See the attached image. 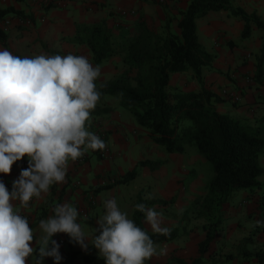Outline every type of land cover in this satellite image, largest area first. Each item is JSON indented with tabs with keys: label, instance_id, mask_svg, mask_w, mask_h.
<instances>
[{
	"label": "crops",
	"instance_id": "1",
	"mask_svg": "<svg viewBox=\"0 0 264 264\" xmlns=\"http://www.w3.org/2000/svg\"><path fill=\"white\" fill-rule=\"evenodd\" d=\"M229 1L234 8H241L248 15L256 14L264 22V0ZM189 3L190 0H0V10L13 8L22 13V16L9 14L0 20V30L7 37L6 45L0 42V49L7 48L12 54L22 57L41 54L64 56L69 53L84 55L96 66L90 48L78 41L80 29L103 23L112 31L113 39L123 46L126 38L135 35L141 24L165 35L167 22L170 21L172 29L179 31L180 12L186 10ZM123 10L129 13L123 14ZM6 20L10 21L7 28ZM245 27V21L231 16L227 11L210 12L197 20L199 41L215 56L212 65L204 69V86L219 96L224 89L241 95L239 103L222 97L224 101L216 104L220 113L229 114L247 125L264 126V80H255L259 60L264 58V29L252 23L250 35L243 37ZM99 67L101 76L97 85L125 75L135 76V70L126 63L123 53L113 55ZM169 89L199 92L202 86L194 72L189 70L173 74ZM106 97L100 98L88 122V130L101 133L103 139L107 138L102 149L105 151L103 158L95 154V150H89L77 160L69 162L65 181L52 185L41 199L35 198L28 207H23L19 201L14 202L34 230V241L30 245L34 247L33 256H37L40 247L35 242L40 239V221L53 215L57 204L65 202L73 204L79 211L78 223L86 236V247L66 233H57L53 239L60 245V264H87L81 255L71 262L73 253L100 256L92 243L95 236L100 234L99 231L95 232L99 228L97 221L106 211L103 202L115 198L130 219L133 220L135 205L143 203L146 208H154L162 214L163 226L178 230L175 240L155 244L159 254L146 264H193L201 257L199 246L206 238L205 226L209 219L204 213L200 214L201 208L196 205L204 196L199 192L203 182L197 176L191 183L192 187H189L191 173L184 169L183 163L179 165V161H176L181 160L185 153L170 157L178 177L164 183L162 190L152 188L159 186L161 180L156 175L165 163L168 164L166 161H162L163 166L156 171L148 167L140 168L137 178L143 174L150 175L151 182L136 192L129 190L132 181L128 185H116L95 194L97 188L119 181L127 170L131 172L141 161H146L140 160L138 154L142 144L151 145L148 131L136 123L116 98ZM260 165L264 169V153ZM191 172L195 176L196 168H192ZM19 176L17 171H11L6 175L0 174V180L11 192L9 185ZM184 177H187L186 185ZM260 181L264 185V173ZM263 199L264 189L254 193L241 192L225 205L221 229L201 264H264ZM145 228L148 233L155 234L146 222ZM160 249L165 251L161 253ZM244 251L248 253L244 254ZM27 264H34L31 257ZM44 264H55V261L52 257H46Z\"/></svg>",
	"mask_w": 264,
	"mask_h": 264
},
{
	"label": "clouds",
	"instance_id": "2",
	"mask_svg": "<svg viewBox=\"0 0 264 264\" xmlns=\"http://www.w3.org/2000/svg\"><path fill=\"white\" fill-rule=\"evenodd\" d=\"M101 68L84 55L17 56L0 49V174H9L17 161L28 158L9 192L0 180V264H44L52 257L60 264V245L53 237L66 233L84 245L85 234L73 204H57L53 215L39 223L38 258L33 256L34 230L26 216L14 206L28 207L41 199L54 184L65 181L70 161L89 150L104 149L105 142L88 130L92 110L101 93L97 80ZM105 213L98 219L99 235L94 246L105 264H146L159 254L148 231L122 211L115 198L103 202ZM135 208L145 213L151 231L168 234L162 214L142 203ZM164 249H160L162 253Z\"/></svg>",
	"mask_w": 264,
	"mask_h": 264
},
{
	"label": "trees",
	"instance_id": "3",
	"mask_svg": "<svg viewBox=\"0 0 264 264\" xmlns=\"http://www.w3.org/2000/svg\"><path fill=\"white\" fill-rule=\"evenodd\" d=\"M218 11H227L246 22L243 37L250 35L252 23L264 29V22L256 14L248 15L243 9L234 8L229 0H190L188 8L180 12L179 31L172 29L170 21L165 35L141 24L135 35L126 38L123 46L113 39L112 31L103 23L86 26L78 35V41L90 48L96 65L123 53L126 63L135 70V76L125 75L97 85L101 98H116L136 123L148 131L150 139L169 154H183L187 146L194 145L212 164L214 177L207 192L196 202L201 208L200 214L204 213L209 222L205 226L206 238L199 246L201 257L193 264H201L208 253L221 229L225 205L241 192L254 193L264 189L260 181L264 173L260 165L264 153V126L247 125L229 114L220 113L216 104L224 99L204 86V69L212 65L215 56L200 43L197 20ZM9 14L22 16L20 11L7 8L0 10V20ZM6 40L5 32L0 30V42L6 45ZM263 66L264 58H261L255 76L257 82L264 80ZM189 70L201 84V91H171V76ZM103 141L106 144L107 138ZM95 154L103 158L102 149L95 150ZM163 164L162 161H141L119 181L97 188L95 194L116 185H128L140 175L141 167L156 171ZM133 220L146 230L145 213L135 209ZM149 235L155 244L170 242L178 237V230ZM77 255H81L87 264H105L100 256L79 252L73 253L71 262Z\"/></svg>",
	"mask_w": 264,
	"mask_h": 264
},
{
	"label": "rangeland",
	"instance_id": "4",
	"mask_svg": "<svg viewBox=\"0 0 264 264\" xmlns=\"http://www.w3.org/2000/svg\"><path fill=\"white\" fill-rule=\"evenodd\" d=\"M108 98V97H106ZM98 135L101 139H103V136L101 133L96 134ZM150 140V147L149 145H145L142 144L141 146V150L139 151L140 154H138V157L141 159H153L154 161H165L168 162L165 163L164 167L161 168L160 172L157 173L159 177V179L161 181L158 182V187H153V190H162L165 188V184L164 183H169L170 180H173L176 178V176L178 177L176 172V169L174 168L173 170V164L171 165V158L173 155L169 154L168 152L165 151V149L159 145H156L151 139ZM140 155V156H139ZM180 159H176V161H179V165H181L183 163L184 169L187 171H190V180H189V187H192V182H194V179H196V177H199V180L201 182H203L202 185H200V189L199 192L200 194H205L207 192V186L209 184V182L212 180V178L214 177V170H213V166L212 164L206 159L205 156H203L198 149L194 146H187V149L185 151V154L183 155V157H180ZM176 165V163H175ZM192 168H196V174L195 176H192ZM129 171L127 170L126 173H128ZM125 173V174H126ZM154 176V175H152ZM150 175H141L140 178H136L134 180V182L131 184V186H129V190H133V191H138V189L141 186H144L145 184H149L151 182V180L149 179ZM183 181L185 183V185L187 184V177L183 178ZM193 186H195L193 184ZM95 232L96 229H95ZM97 234V233H94Z\"/></svg>",
	"mask_w": 264,
	"mask_h": 264
},
{
	"label": "built area",
	"instance_id": "5",
	"mask_svg": "<svg viewBox=\"0 0 264 264\" xmlns=\"http://www.w3.org/2000/svg\"><path fill=\"white\" fill-rule=\"evenodd\" d=\"M128 13H129V12H128L127 10H123V14H128ZM27 23H28V24H31L30 21H27ZM9 24H10V21H9V20H6V21H5V27L7 28V27L9 26ZM221 96H222L223 98H225V99H228V100L233 101L234 103H239V102H241V100H242L240 94H238V93L235 92V91H230V90H228V89H224V90L222 91V93H221ZM103 152L105 153V151H102V153H103ZM104 153H103V155H104ZM28 167H29V164H28V158L25 157V158H23V160H21V161H17L15 164H13V166H12V171H17V172L19 173V175H20V173H21V169H26V168H28ZM3 175H6V174H3ZM9 187L12 188V187H13V184H10ZM34 200H35V198H33V200L30 201V202H33ZM30 202H29V203H30Z\"/></svg>",
	"mask_w": 264,
	"mask_h": 264
}]
</instances>
